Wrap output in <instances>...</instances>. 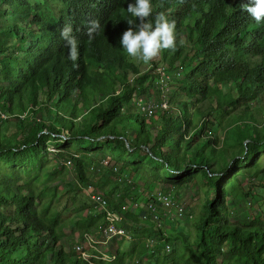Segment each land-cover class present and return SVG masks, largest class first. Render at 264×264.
I'll return each instance as SVG.
<instances>
[{
    "label": "trees",
    "instance_id": "trees-1",
    "mask_svg": "<svg viewBox=\"0 0 264 264\" xmlns=\"http://www.w3.org/2000/svg\"><path fill=\"white\" fill-rule=\"evenodd\" d=\"M130 2L0 0V264H264V22L242 11L247 0H162L153 18L178 17L176 50L153 65L171 75L163 86L119 43ZM90 19L100 21L91 42ZM66 23L78 40V67L59 34ZM145 95L154 101L139 100ZM166 99L169 109L151 116L140 106ZM103 162L114 163L116 182L91 179ZM67 165L71 182L56 184ZM126 174L146 181V191ZM60 183L73 189L60 193ZM193 183L201 201L192 245L163 230L160 205L162 222L123 208L132 192L146 207L156 190L172 194L157 185ZM84 189L122 215L131 241L103 245L106 212L92 202L88 217L78 210L63 218ZM99 221L108 250L88 252ZM69 230L80 235L70 251Z\"/></svg>",
    "mask_w": 264,
    "mask_h": 264
},
{
    "label": "clouds",
    "instance_id": "clouds-1",
    "mask_svg": "<svg viewBox=\"0 0 264 264\" xmlns=\"http://www.w3.org/2000/svg\"><path fill=\"white\" fill-rule=\"evenodd\" d=\"M163 7L162 0L156 5L153 4V0H133L127 4L128 27L122 33L119 43L129 57L148 64L163 51L176 50V21L170 20L165 11H156L153 18L155 9ZM241 9L257 24L264 22V0H247L241 4ZM99 28V20L88 21L89 42ZM59 34L66 41L68 59L73 62V67H78L76 63L79 58L78 40L73 35L71 23L62 26Z\"/></svg>",
    "mask_w": 264,
    "mask_h": 264
},
{
    "label": "rangeland",
    "instance_id": "rangeland-1",
    "mask_svg": "<svg viewBox=\"0 0 264 264\" xmlns=\"http://www.w3.org/2000/svg\"><path fill=\"white\" fill-rule=\"evenodd\" d=\"M31 2H34V0H31ZM173 18H174L173 20L178 21L177 15H174ZM196 36H197V33H196ZM194 44L195 43L190 42L189 48L194 49L195 48ZM159 58H161L159 62L157 61V57H156L154 60H152L148 64H144L143 62L136 60V59H133V58H131V59L135 63L136 66L140 67V69L142 70L143 73H145V74L151 73V76L158 77V73L156 72V66L154 68L153 65H156L155 63H158L159 66L161 64H162L161 66H164V63L162 61V54L159 55ZM155 93H156L155 89H152V91H151L152 97H154ZM143 99L145 102L154 101L152 99H148L146 95L143 96L142 99H139V100H143ZM139 100H137V101H139ZM258 101H263L262 104H264V100H258ZM144 105H145V103H144ZM252 107H256V105H253ZM223 137H224V135L220 136V138H223ZM90 145H91L90 143L86 142L85 148L89 147ZM108 161H109V159H108ZM103 163H105V162H103ZM113 165H114V163H112V162L108 163V166L105 163L104 168H101L102 169L101 171L93 172V174L91 175V179L94 180L96 183H99V182L100 183H108L109 181H111L112 183L116 182L113 174L110 172V169ZM70 168H71V166L67 165V168H66V171L64 172V174L60 175L59 177H56L57 178V180L55 182L56 184L59 183L61 180H65L64 183H70L71 182V176H70V172H69L71 170ZM128 176H129V174L125 175V177L127 179L129 178ZM130 180H131V182H129L130 184L134 183V186L140 187L142 189V192L146 191L144 189V188H146L144 186L146 181L140 182L139 184L135 183L136 175H134V177ZM123 187H124V185H122L121 188L117 190L118 193L121 192ZM149 187H154V186L150 185ZM158 188H163V189L169 190L178 200H180L186 206L187 210H191V212H192V214H191L192 217L188 218L187 220L185 219V216L181 217L180 219L175 218L174 221L165 219V224L163 226V230L169 235L175 234V236H178V237L183 236L184 237L183 239L186 240L185 243L187 245L194 244V242L196 240V234H197L196 228H195L196 218H197L196 215L199 212L200 201H201V194H199V193H201V185L199 184V187H198L195 183H193L189 187L188 186L182 187L180 189H177L175 187H170L168 185H157L155 190ZM198 188H199V193L197 192ZM67 189L72 190L73 185L72 184L65 185L63 183L59 184V192L60 193H62V192L64 193L65 191H67ZM76 194L78 195L77 196L78 207H76L75 202L71 203L72 207L70 206L68 211H66L64 213V215H63L64 219H69L70 217L75 216L76 214L80 213L78 210H82L83 217H85V218L88 217L89 214L91 213L90 212L91 191L88 189H84L83 191L81 190L80 193H76ZM261 195L264 198V192H262ZM137 197H139V195L132 192L130 197H128V199H127L126 205L124 206L127 209L128 208L131 209L133 212H135V214H137V210H139L140 207H136V204H134V202L132 200H137ZM140 204H142V203H140ZM139 211H141V210H139ZM100 226H102L101 221H99L96 226L91 228L92 233L95 234V239L93 238L95 240V242L93 243V242L89 241L88 245H85V249L88 250V252H90V249L96 248V251H98L99 253L100 252L102 253V252H105V250L107 249L104 246H102V244L100 242L101 238L97 236V233L99 232ZM67 236L68 237H67V240L64 241V245L67 248V250L70 251L72 249V245H73L72 243H74V242L79 243L80 242V235H77L76 237H74L72 230H69L67 232ZM90 236H93V235H90ZM133 237H135V234L130 233V238H125V239L131 241V239H133ZM152 247H153L152 249H154L155 245ZM161 247H162V245H160V246L157 245V249L161 248ZM93 257H94L93 253L91 252L90 255H88L86 259L89 260L90 258H93ZM104 259H106V258H104Z\"/></svg>",
    "mask_w": 264,
    "mask_h": 264
},
{
    "label": "built area",
    "instance_id": "built-area-1",
    "mask_svg": "<svg viewBox=\"0 0 264 264\" xmlns=\"http://www.w3.org/2000/svg\"><path fill=\"white\" fill-rule=\"evenodd\" d=\"M158 73L160 74L161 83H163L162 85L166 86L165 77L167 79H170L171 75L162 68L158 69ZM140 106L143 108V111H145L149 116H151L157 110H167L170 107L167 99L161 100L158 103H149L145 105L142 102ZM90 198L96 210L106 212L107 225L102 231V244L107 245L116 238H129V233L122 227V215L116 211L112 212L108 210V200L103 198V196H101L100 194L96 193L91 194ZM158 205H160L162 209L167 210V212L164 213L165 219L174 221L175 218L180 219L185 215V209L176 203L173 195L160 189L156 190L150 195V201L148 202L146 207L144 206V204H142V206L136 204V207H140L146 210L145 213L147 214L144 215V219H147L148 215H151L156 222H162V219H160V208L158 207ZM123 208L126 209V207ZM78 251L81 252V248H79ZM167 251H170V247H167ZM82 255L84 259L87 258L86 254L82 253Z\"/></svg>",
    "mask_w": 264,
    "mask_h": 264
}]
</instances>
